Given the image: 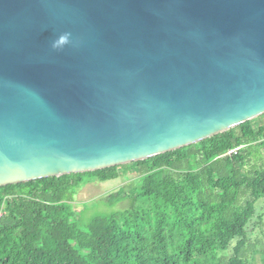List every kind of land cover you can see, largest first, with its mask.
I'll return each instance as SVG.
<instances>
[{"label": "water", "instance_id": "obj_1", "mask_svg": "<svg viewBox=\"0 0 264 264\" xmlns=\"http://www.w3.org/2000/svg\"><path fill=\"white\" fill-rule=\"evenodd\" d=\"M263 113L264 0H0V185Z\"/></svg>", "mask_w": 264, "mask_h": 264}, {"label": "trees", "instance_id": "obj_2", "mask_svg": "<svg viewBox=\"0 0 264 264\" xmlns=\"http://www.w3.org/2000/svg\"><path fill=\"white\" fill-rule=\"evenodd\" d=\"M252 120L122 164L136 176L107 201L127 205L88 221L76 188L120 164L0 185V264H264V123Z\"/></svg>", "mask_w": 264, "mask_h": 264}, {"label": "rangeland", "instance_id": "obj_3", "mask_svg": "<svg viewBox=\"0 0 264 264\" xmlns=\"http://www.w3.org/2000/svg\"><path fill=\"white\" fill-rule=\"evenodd\" d=\"M253 124L264 123V113L253 118ZM264 155V146L261 149ZM119 170L121 172L117 177L108 179L105 181L90 180L85 181L76 188L73 194V200L71 207L76 212L77 222L88 221L96 214H106L112 210L119 209L127 205V199L109 202L110 197H117L124 193V190H120V187L125 182L129 181L136 176V171L133 169H124V166L120 164ZM261 213L264 217V202L259 200L256 203L255 214ZM258 217H253L246 223V228L250 229L254 221ZM255 264H259L256 260Z\"/></svg>", "mask_w": 264, "mask_h": 264}]
</instances>
